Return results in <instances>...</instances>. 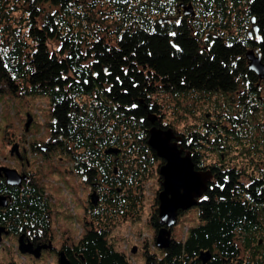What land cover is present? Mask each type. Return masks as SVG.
I'll return each mask as SVG.
<instances>
[{
	"label": "trees",
	"instance_id": "obj_1",
	"mask_svg": "<svg viewBox=\"0 0 264 264\" xmlns=\"http://www.w3.org/2000/svg\"><path fill=\"white\" fill-rule=\"evenodd\" d=\"M194 1L201 7L199 24L154 28L168 0H0V87L6 83L15 95L47 97L51 140L66 141L59 155H73L91 169L92 181L107 189L108 197L100 205L107 209L106 218L92 214L91 230L77 242L87 264H132L116 248L111 231L122 222L139 220L150 179L156 177L161 184V160L149 146V133L153 126L172 127L162 122L155 95H171L181 109L192 92L232 94L240 93L242 86L251 95L260 92L246 53L247 47H259L264 59V0H245L242 14L236 9L239 0ZM23 3L28 6L27 35L11 28ZM40 5L54 9L45 14L38 10ZM253 18L260 39L255 34L242 40L233 36L242 20L252 24ZM205 37L209 52L199 42ZM55 43L58 47L53 48ZM225 131L233 140V132ZM216 132L208 127L202 135L196 130L188 134L198 147L192 153L195 170L208 169L213 177L195 206L199 223L179 241L172 234L167 250L157 248L162 256L145 254L143 264H203L200 255L206 251L212 255L207 264H264V163L253 165L258 177L243 173L245 166L242 171L223 164L221 158L219 164H204L201 158L213 148L210 139L220 136ZM109 149L120 152L107 154ZM157 198L151 214L156 233ZM23 209L28 216L38 212L40 216L32 218L42 224L41 202L25 198L19 214Z\"/></svg>",
	"mask_w": 264,
	"mask_h": 264
},
{
	"label": "flooded vegetation",
	"instance_id": "obj_2",
	"mask_svg": "<svg viewBox=\"0 0 264 264\" xmlns=\"http://www.w3.org/2000/svg\"><path fill=\"white\" fill-rule=\"evenodd\" d=\"M238 3L236 9L242 14L240 4H245V0H239ZM199 5L194 0L189 2L188 0H168L161 7L162 18L159 21L156 19L153 26L154 28L190 26L201 16ZM240 27H243L242 33L246 32L250 39L253 38L254 34L249 35L253 27L250 21H244ZM190 28L194 34L197 32L194 27ZM199 42L201 48L209 52L210 47H208L206 37L203 40L200 39ZM258 43H261L260 40ZM250 50L260 52L259 47H247V52ZM246 62L249 69L247 58ZM259 83H261L259 85L261 89L264 82L259 80ZM175 133L181 137L179 148L183 150L182 155L190 154L193 159L192 153L194 150L198 151V147L189 141L188 135L177 131ZM65 142L59 139L53 141L49 139L44 143L32 139L24 142L15 141L11 146H17V148L13 154L12 149L10 152L13 160L10 164L9 162L0 164V168L6 169L0 170V264H61V258L65 259L68 264H87L77 244L86 236V231L91 230L94 223L91 219L92 214L106 218L107 209L100 205L107 199L108 193L107 189H103L97 182L92 181L89 167L78 164L73 155L67 157L58 154L62 150L60 145ZM161 163L165 162L161 160ZM7 170H11L9 174H12V177L7 176ZM207 170L202 169L201 171ZM11 181L19 183L12 184ZM93 193H96L98 197L96 205L92 203ZM77 197L80 205L78 209H76ZM25 198L28 201L41 202L45 210L44 219L41 220L42 224L38 225L36 218H32L40 216L38 212H33L36 215L30 213L28 216L26 210L23 209L19 214L18 208L25 203ZM40 211L42 210L39 209ZM77 225L82 227L78 233L75 228ZM7 245H9L8 248L12 247L11 253L17 256L6 254ZM20 246L25 252L21 251ZM140 248L142 250L141 246L137 247L138 252Z\"/></svg>",
	"mask_w": 264,
	"mask_h": 264
},
{
	"label": "rangeland",
	"instance_id": "obj_3",
	"mask_svg": "<svg viewBox=\"0 0 264 264\" xmlns=\"http://www.w3.org/2000/svg\"><path fill=\"white\" fill-rule=\"evenodd\" d=\"M27 7L24 3L18 7L19 12L15 14L11 24L15 34L20 32L22 35H27L29 32ZM53 9L49 5H40L38 10L48 14ZM244 11L247 12V8ZM43 17L44 15L38 19L39 26L43 23ZM111 19L115 21L114 16ZM199 23V19L193 22V24ZM240 28L243 29V27ZM241 29L238 34L234 30L233 36L238 35L237 39L242 40L247 34L246 32L242 34ZM203 39L201 38V40ZM4 44L6 45V42ZM52 47H58V44H52ZM9 50L5 49L6 53ZM15 93L16 91L6 83L0 87V164H4V162L10 164L13 160L10 155L13 142H24L27 139H32L44 143L49 139L51 141L53 136L51 106L48 98L27 96L23 92H18L17 95ZM187 97L189 99L185 98L186 102H182L181 109L175 107V99L171 95L160 93L153 97L157 100L160 106L159 110L164 115L162 120L164 125L185 135L193 134L195 130L202 135L206 128L213 127L217 131L216 134L220 136L217 137L218 139L214 137L210 139L209 148H213L207 149L206 154L204 153L206 157L201 158V162L214 165L215 163L219 164L218 160L221 158L223 164L236 166L238 169L245 166L246 171L242 169L243 173L251 174L254 172L252 174L258 177L260 172L252 171V169L258 165L257 163H264V83H262L258 95L249 94L247 88L242 86L239 94L192 92ZM231 113L232 115H229ZM28 115L32 116L33 123L30 131L26 132L25 125L28 121ZM225 129L231 130L236 140L229 138ZM217 143L221 147L215 150L216 146L214 145ZM223 146L227 147L223 148ZM200 153L203 155L202 151ZM162 165L164 163H161L160 166ZM261 167L264 169V166ZM159 191H161L159 179L156 177L150 179L146 183L145 206L139 220L122 222L111 231V238H115L116 248L130 257L132 264H143L145 254L150 252L159 257L162 256L156 247L157 233L151 224V214ZM78 205L77 201L76 209L80 206ZM198 223V208L193 207L179 217L177 225L173 228L174 239L177 241L183 239L187 234V229L196 226ZM77 224L81 225L80 223ZM75 228L77 233L82 229L78 225ZM139 246L142 247V250L140 248L139 252L137 250V253H133L132 251ZM8 247L9 245L6 247V254L17 256L11 253L12 247ZM12 252L15 253V251Z\"/></svg>",
	"mask_w": 264,
	"mask_h": 264
},
{
	"label": "water",
	"instance_id": "obj_4",
	"mask_svg": "<svg viewBox=\"0 0 264 264\" xmlns=\"http://www.w3.org/2000/svg\"><path fill=\"white\" fill-rule=\"evenodd\" d=\"M252 24L253 31L249 35L255 34L256 38L260 39V31L258 26L255 25L254 18L252 19ZM246 58L249 61V71L253 72L260 82H264V62L259 50L248 51ZM27 118L25 130L29 132L33 118L31 115H28ZM152 122L153 124L156 122L155 117L152 119ZM149 134V146L165 162L159 168L161 191L158 193L157 200L160 229L156 236V247L161 250H167L172 243V230L178 223L180 212H187L199 204L198 200L202 199L208 191L212 175L208 171H196L191 155H182L183 150L179 148L181 137L176 136L174 129L169 128L164 130L153 126ZM173 140L177 142L173 143ZM16 148L17 146L12 148V154ZM119 152L120 150L109 149L107 154H118ZM2 169L4 168H0V170ZM9 171L11 170H7L6 174L10 178L13 175L9 174ZM11 182L12 184L19 183L15 181ZM97 202L98 197L93 193L92 203L96 205ZM20 249L22 252H25L22 247ZM132 252L137 253V248ZM211 259L212 255L209 251L202 252L200 255V261L203 264L209 263ZM66 263L68 264L65 259L61 258V264Z\"/></svg>",
	"mask_w": 264,
	"mask_h": 264
}]
</instances>
